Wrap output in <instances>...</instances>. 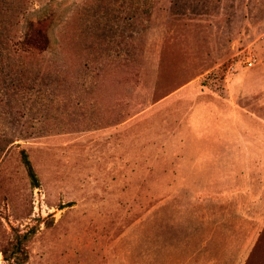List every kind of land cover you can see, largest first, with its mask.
<instances>
[{
    "label": "rangeland",
    "instance_id": "rangeland-1",
    "mask_svg": "<svg viewBox=\"0 0 264 264\" xmlns=\"http://www.w3.org/2000/svg\"><path fill=\"white\" fill-rule=\"evenodd\" d=\"M48 15L0 47V264L264 261V0L0 1Z\"/></svg>",
    "mask_w": 264,
    "mask_h": 264
},
{
    "label": "trees",
    "instance_id": "trees-1",
    "mask_svg": "<svg viewBox=\"0 0 264 264\" xmlns=\"http://www.w3.org/2000/svg\"><path fill=\"white\" fill-rule=\"evenodd\" d=\"M141 14L147 17L152 16V13L149 11H142ZM15 24L8 19H0V47H8L11 43H15L21 44L23 49L27 50H38L40 52L48 51L51 42L50 30L54 25L53 15L40 17L35 21H29L27 27L21 31L16 29L17 27L14 26ZM0 140L5 139L2 137ZM22 159L32 185L35 187L39 186V177L25 150L22 151ZM4 256L5 259L10 261V264H23L27 258V253L22 247V240H18L16 243L12 244V247L6 248Z\"/></svg>",
    "mask_w": 264,
    "mask_h": 264
},
{
    "label": "crops",
    "instance_id": "crops-1",
    "mask_svg": "<svg viewBox=\"0 0 264 264\" xmlns=\"http://www.w3.org/2000/svg\"><path fill=\"white\" fill-rule=\"evenodd\" d=\"M258 254H259V253H258ZM259 255L262 256V255H264V253L262 252V253H260ZM248 260H249V259H248ZM245 264H264V261H261V260H260V262H258V260L256 259L255 261H251L250 263H248V262L246 261Z\"/></svg>",
    "mask_w": 264,
    "mask_h": 264
},
{
    "label": "built area",
    "instance_id": "built-area-1",
    "mask_svg": "<svg viewBox=\"0 0 264 264\" xmlns=\"http://www.w3.org/2000/svg\"><path fill=\"white\" fill-rule=\"evenodd\" d=\"M249 63H250V65H252L253 64V61L250 60Z\"/></svg>",
    "mask_w": 264,
    "mask_h": 264
}]
</instances>
